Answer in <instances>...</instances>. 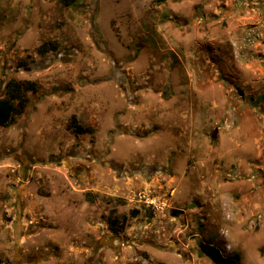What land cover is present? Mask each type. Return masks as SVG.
I'll return each mask as SVG.
<instances>
[{"label": "rangeland", "instance_id": "1", "mask_svg": "<svg viewBox=\"0 0 264 264\" xmlns=\"http://www.w3.org/2000/svg\"><path fill=\"white\" fill-rule=\"evenodd\" d=\"M67 1L0 0V98L34 90L0 128L1 264H264V0Z\"/></svg>", "mask_w": 264, "mask_h": 264}, {"label": "trees", "instance_id": "2", "mask_svg": "<svg viewBox=\"0 0 264 264\" xmlns=\"http://www.w3.org/2000/svg\"><path fill=\"white\" fill-rule=\"evenodd\" d=\"M60 1L66 4V6L71 5L70 1L69 2L67 0H60ZM32 86L33 84L30 82H27L24 85H20L19 83H12V82L5 84L4 96L0 98V128H8L14 124L15 117L19 116L24 108L23 101L21 99L22 93L34 91L31 88ZM70 126L78 134L88 133L87 130L82 129L78 125V123L74 118L70 120ZM132 214L137 215L138 211L133 210ZM109 225L111 229L116 228L118 225V220L116 218H112L109 222ZM199 256L207 257L212 262V264H237L239 260L238 255H234L232 259L222 258L215 248L204 244L200 245Z\"/></svg>", "mask_w": 264, "mask_h": 264}, {"label": "built area", "instance_id": "3", "mask_svg": "<svg viewBox=\"0 0 264 264\" xmlns=\"http://www.w3.org/2000/svg\"><path fill=\"white\" fill-rule=\"evenodd\" d=\"M260 32L256 28L248 29L241 40L242 48H249L254 45L255 41L259 38Z\"/></svg>", "mask_w": 264, "mask_h": 264}]
</instances>
